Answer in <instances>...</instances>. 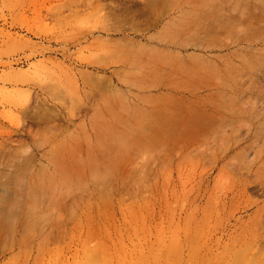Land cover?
I'll return each instance as SVG.
<instances>
[{"label":"rangeland","instance_id":"1","mask_svg":"<svg viewBox=\"0 0 264 264\" xmlns=\"http://www.w3.org/2000/svg\"><path fill=\"white\" fill-rule=\"evenodd\" d=\"M0 264H264V0H0Z\"/></svg>","mask_w":264,"mask_h":264},{"label":"bare ground","instance_id":"2","mask_svg":"<svg viewBox=\"0 0 264 264\" xmlns=\"http://www.w3.org/2000/svg\"><path fill=\"white\" fill-rule=\"evenodd\" d=\"M151 27V26H150ZM121 30V29H120ZM113 135V134H112ZM111 136V135H110ZM121 139V138H120ZM122 145H124V143L122 144ZM115 150V149H114ZM123 150V149H122ZM85 171V170H84ZM98 173H100V172H98ZM107 174V173H106ZM105 175V174H104ZM83 177V176H82ZM94 184V183H93ZM109 185V184H108ZM106 190V189H105ZM98 250V249H97ZM103 252V251H102ZM101 252V253H102ZM96 253H98V252H96ZM102 254H104V253H102ZM238 257V256H237ZM241 257V256H240ZM106 258V257H105ZM239 258V257H238ZM241 260V259H240ZM240 260H238V261H240ZM256 261V260H255ZM98 262V261H97ZM254 262V261H253Z\"/></svg>","mask_w":264,"mask_h":264}]
</instances>
